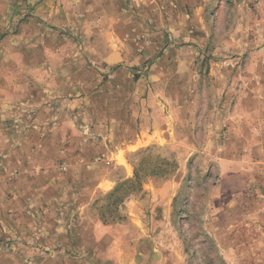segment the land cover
<instances>
[{
	"label": "rangeland",
	"instance_id": "1",
	"mask_svg": "<svg viewBox=\"0 0 264 264\" xmlns=\"http://www.w3.org/2000/svg\"><path fill=\"white\" fill-rule=\"evenodd\" d=\"M5 1L8 21L0 23V66L10 64V68H18L7 73L24 81L31 79L33 82L37 75L41 85L32 83L26 93L25 88H16L15 101L0 103V143L5 142L3 138L7 136L14 143H41L51 146L50 149L58 145L55 163L61 175L52 180L53 188L62 193L58 212L69 208L70 215H62L71 221L70 216H75L71 207L76 192L88 193L96 188L99 176L110 175L117 181L115 186L107 192H94L84 217L105 225H127L133 211L145 213L144 218L149 219L146 236L154 238L157 233V241L150 237L151 243L146 242L143 249L151 251L152 256L156 254L157 259L163 257V262L156 264H247L242 261L249 250L244 245L247 240L254 245L263 240L264 246V223L255 220L241 205H227L231 200L227 194L235 191L236 186L221 180L219 170L221 155L217 145L225 139V130H211L210 123L217 100L222 98L224 103V98L230 95L231 77L237 76L241 82L247 78L250 71L247 67L232 71L231 64L239 61L243 66L253 61L251 45L239 49L244 55L228 50V46L244 44L242 37L250 39V43L261 37L262 33L257 34L261 32L264 0L216 2L215 12L205 11L204 17L210 25L206 28L213 30L212 38L201 36L203 40L194 36L182 37V14L179 10L175 15L170 14L172 0H58L60 15L63 14L60 19L71 18L70 22L42 19L41 0ZM136 1L139 5H133ZM213 21L216 22L214 26ZM172 25L181 30H173ZM204 33L198 27L194 31L195 35ZM176 63L179 66L175 70L173 65ZM187 63L194 65L190 71H185L181 65ZM26 69L29 70L28 79L25 78ZM171 78L174 82L167 83ZM118 83L123 85L121 96L127 95L128 101L134 103L136 95L137 100L140 96L147 103L139 105L140 112L144 106L150 110L157 106L160 112L169 107L180 114H189L192 119L191 130H175L174 144L149 143L130 152L128 171L132 175L126 179L124 171L109 157V150L135 130H112L102 115L101 119L91 115L95 103L89 101L93 94L105 90L115 92ZM129 83L133 86L126 89ZM139 85L142 87L138 88ZM128 90L131 93L128 94ZM151 91L157 97V103L149 98ZM29 97L36 99L32 101ZM83 97L89 100L77 102ZM59 98L70 100L54 105L52 102ZM173 98L175 103H172ZM44 105L55 108L59 114L57 129L43 122ZM71 115L72 118L66 117ZM142 120L139 118L138 122L142 124ZM78 152L87 158L90 166L77 165L74 161L71 171L67 156L76 157ZM136 172L140 176L139 183L134 180ZM79 175L86 182L73 183ZM13 176L17 177L16 171ZM45 179L41 177L36 183L44 184ZM8 181L13 182L8 187L14 186V189L22 184L16 179ZM125 182L118 192L123 200L117 203V194L111 193ZM253 187L249 185L248 191L251 192ZM154 191L159 193L154 194ZM84 195L79 201L85 199ZM165 214H168L167 224L162 220ZM153 215L161 223L154 222ZM236 223L239 224L237 233L229 228ZM40 232V238L47 236ZM125 234L132 236L129 241L118 242L115 248L112 247V253L110 249L106 250L109 261L94 260L89 264H132L129 260L135 258L134 245H138L137 236L134 239L133 234H138L132 229ZM61 237L65 240L62 247L54 250L39 245L27 255L52 259V254L59 257L55 264H84L81 259H86L91 252L84 253L82 248L80 253L72 247L75 239L67 230ZM129 243L134 247L133 253L127 248L123 252ZM0 248V256L11 253L3 244ZM258 250L260 254L262 249ZM113 253L123 261L126 258V262L113 260ZM137 259L140 260L138 255ZM1 261L0 264H12L6 258ZM39 264L50 263L43 259Z\"/></svg>",
	"mask_w": 264,
	"mask_h": 264
},
{
	"label": "crops",
	"instance_id": "2",
	"mask_svg": "<svg viewBox=\"0 0 264 264\" xmlns=\"http://www.w3.org/2000/svg\"><path fill=\"white\" fill-rule=\"evenodd\" d=\"M220 1L172 0L170 3V14L175 15V11L179 10L182 14L181 23L183 27L181 30L172 25L173 30L175 28L181 30L182 37L186 39L192 38V36L197 37L199 40H203L201 36L212 38L213 30H208L206 27L210 25H207L208 23L204 21L205 11L212 14V12H215L217 3H220ZM136 4H138L137 1L133 3V5ZM224 4L228 5V3ZM39 6H41V18L47 22L71 21V18L60 19V16L63 14L60 15L61 3L58 0H41V5ZM7 7L6 1L0 0V23L8 21ZM263 7L264 1H262ZM228 8L229 12L230 6ZM9 10L11 11V9ZM262 14L264 15V10ZM215 23L213 21L212 26ZM196 27H198L199 31L200 29L202 32L205 31V33L203 35H195L194 31ZM261 33V37H258L255 42L250 43V39L248 40L247 37H242L245 39L244 44L234 45L235 47L228 44V50L238 52L242 55L244 53L239 49L247 46V44L251 45L250 58L253 61L243 66L242 63L240 65L239 61L231 64L232 71L237 67L238 71L240 67H247L250 71L247 74V78L242 79V82L240 81L241 78L237 76L231 77V82H229L230 95L224 98V103H222V98L221 100H217L210 124L211 130H225L223 134L225 139L217 145L221 155L218 161L219 170L221 180L230 182V184L233 183L232 185L236 186L235 191H230L227 194L231 199L227 205L229 207L241 205L250 212L249 214L255 220L259 219L264 223V16H261V32L257 35ZM228 37L232 38L231 36ZM181 65H183L185 71H190L194 67L190 63ZM178 66L177 63L173 65L175 70L178 69ZM10 67V64L8 66L7 64L0 66V103L6 104L15 101L17 98L16 90L18 88H21V90L25 88L23 91L26 93L32 87V83L34 86L41 85L38 83L41 79L37 75L33 82L30 81L31 79L24 81V79H20L14 74L10 75L11 73H7V71L13 72L18 69ZM28 72L29 70L26 69V79L29 77ZM173 82L174 79L171 78L167 83L172 84ZM132 86L133 84L129 83L126 84L125 88L127 89ZM115 87L118 88L115 92L105 90L106 92L102 91L101 94H93L90 96V100L88 97H83V99L76 101L80 103L86 99L87 101H92L93 104L95 103V109L91 115L99 119H101L102 115L105 118L106 124L109 121V126H111L110 128L112 130H135L129 137L126 136L124 140L119 142L115 148L111 149V151L109 150V157L113 160L116 167L120 166L124 171L126 179L132 175V172L130 170L128 171L129 162L127 156L130 152L136 151L149 143L174 144L175 130H191L192 119L189 114H180L176 112L175 108L169 109V107H167L165 112H160L157 106L152 110L144 106L143 112H140L139 105L141 103H147L143 102L140 96H138L139 98L137 100L135 94L134 103H131V101H128L129 98L127 95L121 96L123 85L118 83ZM139 87L142 86L139 85ZM125 91L123 89V92ZM137 92L138 89L135 93ZM127 93H131L130 90ZM152 93L151 91L149 98L152 99L153 103H157V97H155L154 93L153 97H151ZM168 96L166 95L165 97ZM30 99L33 101L36 98L31 97ZM66 100L68 101L70 99L59 98L57 102L53 101L52 103L54 105H60L61 101ZM172 103H175V98H173ZM55 110L53 107L44 105L41 113L42 120L45 118L43 122H47L49 125L51 124L52 129H57L60 125L56 123L59 114ZM52 113L53 115L51 116ZM45 115L49 122L48 120L46 121ZM66 117L72 118V115ZM139 118L140 120L143 119L142 124L138 122ZM178 122H180V126ZM3 139H5V142L0 143V244L9 247L11 253L2 254L0 256L1 263V258H6L8 261H12V264H39L43 259L45 261L48 260L50 264H55L56 260H59L58 256L51 254L52 259H47L44 256L36 258V256L33 257L27 255V253L34 251L33 249H38L39 245L46 248L52 247L54 250L62 247L65 240L63 241L61 236L62 232L66 230L72 233L73 239H75L73 240L74 246L72 247L79 249L80 253L83 248L84 253L90 251L91 255H93V258L91 255H87L88 258L81 259L82 263L89 264L93 263L94 260L101 263L104 261L107 262L110 259L106 250L110 249V253H112V247L115 248L118 242L125 244V242L129 241L132 236H128L125 233L131 229L138 234H133L134 239L137 236L135 241H138V245H134L135 258H131L129 262L132 264L134 262L135 264H156V262H163V257L162 259H157L156 254L152 256L151 251L149 252L143 249L146 248V242L151 243L150 237L157 241V237H155L157 233H155L154 238L152 236H146L148 235L149 219L144 218L146 216L145 213L133 211L130 216V223L127 225L119 223L105 225L84 217L83 213L87 210L88 204L93 199L94 192H107L113 189L117 182L113 176H99L97 183H95L96 188L89 190L88 193L76 192L77 195L74 198V204L71 203L73 204V207H71L72 214L75 216H70L71 221H68L64 216L66 214L70 215L69 208L66 207L65 212H58L57 205L62 199V193H59L52 186V180H55L54 176L61 175L58 174L56 169L57 164L55 163L56 154H58L56 152L59 151L55 148L58 145L50 149L51 146H44L41 143L30 144L27 141L14 143L7 136ZM77 156H67L71 171L74 161L78 163L77 165L81 163L85 167L90 166L87 163V158L82 153L78 152ZM15 171L17 172V177L13 176ZM41 177H46L44 184H41V181L39 182L40 184L36 183V180ZM8 179H16L18 183L20 182L22 184H20L18 189H14V186L8 187V185L13 184ZM72 182L81 183L86 181L79 175ZM237 183L240 184L237 185ZM249 185L250 187L254 185L251 192L247 189ZM85 190L87 191V189ZM84 193L85 199L79 201ZM158 193V191H154V194ZM259 195H262V198ZM258 197L262 200H259ZM229 207L223 208L222 213ZM166 215L168 214H165L162 218L164 224L168 222V216ZM159 216L161 217V215ZM153 217L154 222L156 221L157 223L158 221L161 223L160 219H157L155 215ZM231 225L233 226L229 227L230 231L237 233L239 231V224L236 223L235 226L234 224ZM40 231H43L47 236L40 238ZM244 243L243 241L242 245ZM130 244L129 247L124 246L123 252L127 248V250L133 253L134 247H131L132 245ZM256 245L252 244L249 240L246 241L244 246L245 249L247 248L249 250H246L245 258L242 259L243 262L247 264H264L263 240L262 243L260 242ZM258 249H262L260 254ZM0 252H2V248H0ZM111 255L113 256V260L116 259L117 262L123 261L121 258L119 259L117 253ZM137 255L140 257V260L137 259ZM123 262H126V258Z\"/></svg>",
	"mask_w": 264,
	"mask_h": 264
},
{
	"label": "trees",
	"instance_id": "3",
	"mask_svg": "<svg viewBox=\"0 0 264 264\" xmlns=\"http://www.w3.org/2000/svg\"><path fill=\"white\" fill-rule=\"evenodd\" d=\"M139 179H140V176H139L138 172H136L134 180H136V181L138 182ZM126 183H127V182L121 184V185L118 187V189H116L115 192L111 193V195H113V196L117 194V195H116L115 202L118 203V202H121V201L123 200V197L120 196V195L118 194V192L120 191V188H122V186H124ZM138 183H139V182H138ZM133 187H135V186H133ZM102 218L105 219L104 216H102Z\"/></svg>",
	"mask_w": 264,
	"mask_h": 264
}]
</instances>
